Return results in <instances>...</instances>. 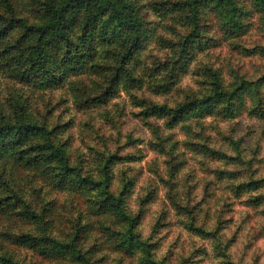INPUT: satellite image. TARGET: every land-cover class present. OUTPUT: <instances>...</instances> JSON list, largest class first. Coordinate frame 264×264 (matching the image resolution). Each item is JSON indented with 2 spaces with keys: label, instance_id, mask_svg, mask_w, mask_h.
Listing matches in <instances>:
<instances>
[{
  "label": "rangeland",
  "instance_id": "374dc122",
  "mask_svg": "<svg viewBox=\"0 0 264 264\" xmlns=\"http://www.w3.org/2000/svg\"><path fill=\"white\" fill-rule=\"evenodd\" d=\"M45 1L0 0V14L19 21L13 23L21 29L13 27L8 36L22 34L23 20L33 22L24 6L43 9ZM186 1L136 0L149 36L133 57L125 62L118 57L125 43L120 39V46L110 48L116 55H99L97 74L72 78L84 97H97L116 83L117 93L105 104L80 109L68 87L39 91L0 73V113L10 115L17 104L25 105L40 124L56 129L74 167L101 180L109 156H118L109 169L112 191L119 194L123 180L131 181L126 204L130 214H139L137 232L150 252H121V236L112 231L124 229L109 216L101 218L112 229L106 233L84 196L59 191L30 171L9 177V169L7 181L17 182L13 189L44 222L0 215V252L29 264H264V199H254L264 196V11L254 0H236L245 25L236 38L225 33L220 21L227 19L209 4L195 17L190 6L165 18L152 8L163 2L180 9ZM120 67L133 69L141 83L116 79ZM213 73L231 89L251 83L237 117L216 112L170 128L165 119L145 115L153 105L177 108L208 95ZM191 224L206 234H197ZM77 227L89 230L78 246L80 261L46 260L8 240L32 234L67 242Z\"/></svg>",
  "mask_w": 264,
  "mask_h": 264
},
{
  "label": "trees",
  "instance_id": "16d2710c",
  "mask_svg": "<svg viewBox=\"0 0 264 264\" xmlns=\"http://www.w3.org/2000/svg\"><path fill=\"white\" fill-rule=\"evenodd\" d=\"M254 1L264 11V0ZM135 2L136 0H46L43 9L27 4L24 6V13H28L33 22L29 23L28 18L23 20V32L15 39L9 37L8 32L13 27L21 30L13 23L19 21H8L4 14H0V73L13 82L39 91L68 87L72 91L74 103L80 109L105 104L117 93L115 82L97 97H84L79 81L72 78L97 74L102 59L99 55L101 52L102 56L105 53L116 55L110 48L120 46L117 42L120 39L125 43L118 57L121 56L122 62L133 57L135 50L149 36L147 24L141 16V7ZM205 4L211 6L215 15L227 19L226 23L220 21L226 28L225 33L236 38L244 35L243 13L236 0H188L180 9H176L177 4L170 7L162 2L152 4V8L159 17L165 18L171 12L182 11L190 6L195 17ZM117 70H122V74H117L116 79L126 78L127 83L130 82L133 86L141 83L134 77L133 69L120 67ZM210 87L212 91L204 97L193 98L177 108L153 105L145 115L165 119L170 128L175 127L178 121L203 119L217 113L227 116L226 118H235L239 115L238 108L245 103L246 94L252 91L248 81L231 89L215 73L211 75ZM17 105V109L10 115L0 113V215H18L22 220L36 224L44 222V216L37 214L33 206L13 189L17 182L14 179L13 183L8 182L6 178L7 169L9 177L19 171H30L59 191H72L84 196L93 215L100 218L99 223L106 233L112 229L105 226L104 221L109 216L115 217L124 229L123 233L112 231L118 234L117 238L121 236L118 238L121 252H150L149 244L137 232L140 216L130 214V208L126 204L127 194L131 192V181L123 180L119 194L112 191L113 182L109 169L119 159L118 156H109L101 180L84 174L82 169L72 165L65 144L57 142L56 129L40 124L27 112L25 105ZM3 186L5 192L2 193ZM11 191L15 198L10 194ZM254 199L263 200L264 196L259 195ZM190 226L197 234H206L202 228L193 224ZM76 231L75 237L67 242L45 234L43 237L32 234L8 235V240L19 247L32 249L37 256L46 260L80 261L81 251L78 246L82 245L89 230L78 228ZM149 261L151 262L150 259ZM0 264L29 263L18 260L14 254L6 251L0 252Z\"/></svg>",
  "mask_w": 264,
  "mask_h": 264
}]
</instances>
